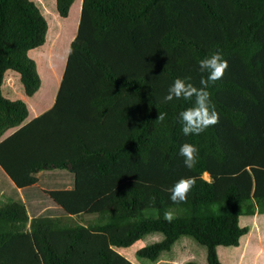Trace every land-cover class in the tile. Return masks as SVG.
Wrapping results in <instances>:
<instances>
[{"label": "trees", "instance_id": "obj_1", "mask_svg": "<svg viewBox=\"0 0 264 264\" xmlns=\"http://www.w3.org/2000/svg\"><path fill=\"white\" fill-rule=\"evenodd\" d=\"M74 1L56 0L59 17ZM48 28L33 0H0V138L17 128L0 142V167L18 188L56 169L75 186L43 191L66 216L0 206V264H136L119 250L152 233L161 239L136 251L146 264H200L188 257L197 244L201 264H223L219 247L235 248L238 264L242 241L264 222V0H83L72 42L74 25H61L48 47ZM40 47L41 79L29 56ZM216 52L228 63L207 89L219 123L185 136L179 114L192 102L163 98L176 78L201 87L199 61ZM7 74L26 97L42 80L36 111L58 89L54 105L23 124L29 109L4 96ZM184 143L199 149L192 169ZM190 176L187 199L172 202L169 190ZM178 243V258L161 257Z\"/></svg>", "mask_w": 264, "mask_h": 264}, {"label": "rangeland", "instance_id": "obj_2", "mask_svg": "<svg viewBox=\"0 0 264 264\" xmlns=\"http://www.w3.org/2000/svg\"><path fill=\"white\" fill-rule=\"evenodd\" d=\"M35 2L37 3L38 7L41 4H44L43 2H41V0H35ZM42 11H43V9H42ZM47 11L48 12H46V17H47L46 19H47L48 25H49L48 33H49L50 38L48 37V34H47L45 44L48 47H50L53 43V37H55L56 33H58V29H61V25L64 28H67L69 26L74 25V18L76 17V10L73 11V15H72V18L70 21H65V19H62L61 17H59V19L57 20L56 6L53 7V9L51 11L48 9H47ZM44 13H45V11H44ZM45 44L42 47H44ZM42 47L35 49V50H39V51H36L33 54H29V56L36 63L39 76H40V73L38 70L39 63H38V61H36L34 56L41 52L40 50ZM40 79H41V76H40ZM15 84H16V87H14V90L16 92V95H20V96H18L16 98H12V96H7L8 99H11V100L21 99V100L25 101L26 104H28V101L30 100V98L29 97L25 98L24 90H23V87L21 85L20 79L18 77L16 80H13L9 74L5 75V79H4V82L2 85V87H3L2 92L4 91L3 94L5 95V90L9 89V87L14 86ZM41 85H42V80H41ZM41 85H40V88H41ZM6 94H7V92H6ZM55 171H57V170H49V171L40 172L39 184L32 187V189H30L29 191L25 192V196L28 197L30 199V201H32L35 204V206L41 205L45 210L50 209V206H48V202H50V201H48V200H51V199L47 195H44L39 190H40V188H43L45 186L56 185L59 182L58 177H57L58 175L54 173ZM205 178L208 179V176L207 177L205 176ZM0 186L4 187L7 190L9 188L7 186V181H6L4 175L2 174L1 171H0ZM17 202L22 203L19 200ZM28 211H29V215H34L32 206H28ZM44 215L48 216L49 214L46 213ZM253 222L255 224L257 222V220L255 219ZM244 223H245V221H244ZM250 227H252V226L250 225ZM161 236H162V234H157V233L149 234L143 240H141L143 242L141 245L137 244L139 242L135 243V245L137 244V246L140 245L139 247L135 246L134 248L131 247L129 249H125V250L123 249V250H119V251L122 254H124L126 257H128L130 260L135 262L136 264H146L147 263L146 260L144 261V260L138 258L136 251L139 248L146 246L147 244L154 243L157 239H161ZM179 243H181V241ZM179 243L176 244L172 248V251L170 253H169V251L163 252L161 257L165 258L167 256H171L172 254H174L173 257L178 258L177 257V250L179 248V246H178ZM195 246L199 250L198 256L193 254L194 253L193 250L190 252V254H188L187 251H184V253H187L188 257H191L192 255H194V256H192V257H195L194 261H196L200 264L205 263L206 262V248L201 246V245H198V244ZM240 252H241V257H240L238 264H264V222L261 223L260 227H258V228L255 226H253L251 228L249 235L242 241V244L240 247ZM178 254H180V253H178ZM219 255L221 256V262L223 264H231V262H233L234 260H238V256H237L238 254H237V250L235 248L219 247ZM168 263H171V262H167V264Z\"/></svg>", "mask_w": 264, "mask_h": 264}, {"label": "clouds", "instance_id": "obj_3", "mask_svg": "<svg viewBox=\"0 0 264 264\" xmlns=\"http://www.w3.org/2000/svg\"><path fill=\"white\" fill-rule=\"evenodd\" d=\"M228 68L226 60L222 59L220 52L212 54L199 61V71L207 73L206 78L200 80L201 87L197 88L192 83L186 82V79L176 78L169 87L164 96V102H170L174 98L192 102V106L186 108L179 114L182 121V132L185 136L200 135L209 127L219 123V114L211 104L210 93L207 90L211 84L222 79ZM167 113H159L157 120L163 122ZM199 149L190 143H184L180 146L179 155L183 157L185 167L194 168L198 163ZM210 174L205 173V176ZM196 178L187 177L179 179L169 190V199L174 203L183 202L187 199L188 193L195 187ZM175 218L173 211L164 213V220L172 222Z\"/></svg>", "mask_w": 264, "mask_h": 264}, {"label": "crops", "instance_id": "obj_4", "mask_svg": "<svg viewBox=\"0 0 264 264\" xmlns=\"http://www.w3.org/2000/svg\"><path fill=\"white\" fill-rule=\"evenodd\" d=\"M34 2H35V0H34ZM41 2H43L44 4H41L40 5L41 7L39 6V8H40L41 12L44 14V16L46 17V12H48L47 9L51 11L53 9V7L56 6V0H41ZM82 4H83V0H75L74 3L72 4L71 8H70V12H69L68 17L62 18V19H65V21H70L72 18V15H73V11L76 10V17L74 18V27H75L74 29L75 30H74V33L72 35L71 42L75 38L77 31H78V26H79V22H80V18H81ZM42 9H43V11H42ZM44 11H45V13H44ZM56 17L58 20L59 15L56 14ZM48 35H49V33H48ZM71 42H70V44H71ZM69 47H70V45H69ZM68 52H69V48H68ZM13 89H14L13 86L9 87V89H6L4 96L5 97L12 96V98H16V97L20 96V95H15L13 92ZM6 92H7V94H6ZM57 92H58V89L56 90L51 103L49 105H47L46 107H43L39 111L35 110L34 102H33L35 97L37 96V93L33 97H29L30 100L28 101V104H27L28 109H29V115L23 124H27L28 122L33 120L35 117H37V116L43 114L44 112H46L47 110H49L55 103ZM25 98H26V96H25ZM16 129L17 128L7 131L0 138V142L2 140H4L5 138H7L9 135H11ZM56 170L57 171H55L54 173L58 175L57 177H58L59 182L56 185H49V186H45L43 188H40L39 191L42 192L44 195H46L43 192L44 190L73 189L75 186V175L72 172H70L66 169H56ZM0 171L4 175V177L7 181V186L9 187L7 190L4 187L0 186V206H4L9 202L19 200L26 205L27 209H28V206H32L34 215H30L31 218L42 217V216H45L44 214H46V213L49 214L48 216H66L67 215L66 211L61 206L56 204L50 197L49 198L51 200H48V201H50V202H48V206H50V209L45 210L41 205L35 206V204L32 201H30V199L28 197L25 196L26 191H29L30 189H32V187L39 184L40 173H38V175H37L39 177L38 183H36L32 186H28V187H24V188H18L15 186V184L12 182V180L8 177V175L4 172V170L1 167H0ZM28 213H29V211H28Z\"/></svg>", "mask_w": 264, "mask_h": 264}]
</instances>
